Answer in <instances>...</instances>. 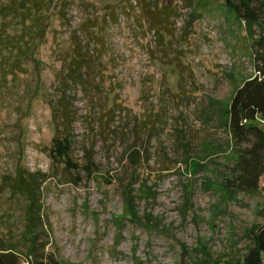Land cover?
<instances>
[{
    "label": "rangeland",
    "instance_id": "obj_1",
    "mask_svg": "<svg viewBox=\"0 0 264 264\" xmlns=\"http://www.w3.org/2000/svg\"><path fill=\"white\" fill-rule=\"evenodd\" d=\"M88 1L100 11L102 47L79 30L91 7L70 8L37 64L0 85V246L20 264L47 252L73 264H240L264 223L261 189L225 188L243 173L240 152L252 141L231 134L225 107L247 80L264 77L248 22L225 0ZM163 7L176 13L164 45L155 15ZM254 7L263 22V0ZM75 36L95 64H75L67 79ZM188 66L199 90L179 94ZM62 81L68 109L57 124L51 104ZM243 123L263 130L264 116ZM58 132L70 137L78 167L52 161ZM18 169L25 189L13 192ZM38 173L47 180L29 194Z\"/></svg>",
    "mask_w": 264,
    "mask_h": 264
},
{
    "label": "trees",
    "instance_id": "obj_2",
    "mask_svg": "<svg viewBox=\"0 0 264 264\" xmlns=\"http://www.w3.org/2000/svg\"><path fill=\"white\" fill-rule=\"evenodd\" d=\"M233 1L225 0L226 5L232 9L238 21L245 19L248 22V44L257 55L255 57L263 59L264 62V21H260L254 7V2L258 0H241L237 5ZM81 5L90 6L94 15L80 23L79 30L87 34L88 41L90 38H94L102 47L100 11L95 10V5L88 0H9L8 3L0 6V85H7L10 76L13 79L20 73H27L28 67L26 66L30 62L33 65L37 64L38 50L48 42L54 21L58 19L66 27L69 24V9L81 8ZM155 15L158 20L156 29L162 35V38L166 35L173 36L171 26L172 28L174 26L170 20L175 17L176 13L168 7H163ZM165 43L168 44L167 37H164L162 44ZM72 50L73 55L69 59V74L65 75L67 79H74L70 73L74 70L73 66L75 64L78 69L81 67L89 68L90 64H95L93 63L94 56L91 52H86L83 49V44L77 36L72 37ZM189 76L191 85L189 81L185 82L184 71L181 70V79L178 85L179 94L185 92L188 95L198 92V86L195 84V72L190 67L188 70ZM62 88L64 95L58 100L54 99L51 104L56 114V122L58 111L61 112L62 117L67 116L63 112H67L68 109L69 97L66 92L68 83L62 81ZM232 100L229 107H225L227 109L226 122L228 128L235 137L246 136L252 141L249 142L250 144L247 147H242V152H240L241 159L239 163L243 173L236 174L231 188H228L229 185H226L225 188L228 193L230 191L235 193L236 191L255 189H261L264 192V129H260L257 125L243 123L245 119H254L257 114L264 116V77L261 80L257 78L247 80L237 90ZM57 124H61V122H57ZM71 147L69 136L64 135L63 132L55 133L49 152L52 161L54 163H65L68 167H78L77 163L73 165L71 162ZM85 168L89 167L85 165ZM22 173L23 171L18 169L15 180H12L11 188L13 192L24 191V186H22L20 180ZM38 174L40 175L30 177L36 187L29 194L40 191L42 182L47 180L44 174ZM27 198H29L30 210L34 211L30 197L27 196ZM20 263L21 258L17 251H13L11 247L0 246V264ZM39 264L73 263L64 262L53 252H47ZM240 264H264V223L252 230L248 251L242 256Z\"/></svg>",
    "mask_w": 264,
    "mask_h": 264
}]
</instances>
